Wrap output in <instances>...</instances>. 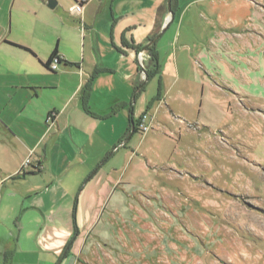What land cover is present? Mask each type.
<instances>
[{"label": "crops", "instance_id": "crops-1", "mask_svg": "<svg viewBox=\"0 0 264 264\" xmlns=\"http://www.w3.org/2000/svg\"><path fill=\"white\" fill-rule=\"evenodd\" d=\"M49 1L0 0V264H131L135 211L149 229L127 177L143 161L132 119L154 123L165 100L183 127L209 126L213 76L226 82L230 47L264 13L254 0H172L173 18L168 0H87L82 14ZM159 35L150 101L138 56L146 67Z\"/></svg>", "mask_w": 264, "mask_h": 264}, {"label": "rangeland", "instance_id": "rangeland-1", "mask_svg": "<svg viewBox=\"0 0 264 264\" xmlns=\"http://www.w3.org/2000/svg\"><path fill=\"white\" fill-rule=\"evenodd\" d=\"M245 25L230 47L236 66L208 89L209 126L183 127L163 105L157 134L131 138L143 142L142 165L127 175L131 199L149 224L135 211L131 264H264V17ZM159 89L156 76L144 94L152 101Z\"/></svg>", "mask_w": 264, "mask_h": 264}, {"label": "built area", "instance_id": "built-area-1", "mask_svg": "<svg viewBox=\"0 0 264 264\" xmlns=\"http://www.w3.org/2000/svg\"><path fill=\"white\" fill-rule=\"evenodd\" d=\"M87 2V0H79L71 9V13L73 14H82L83 13V10L85 8V3ZM144 56L145 54L142 53V54H139L138 56V60H139V63H140V66H141V69L142 71L145 70V60H144ZM60 64V59L59 58H56L52 61L51 65H50V68L51 70H57L58 69V66ZM160 104L161 105H165V100H162L160 101ZM53 117L49 118V121L52 120ZM137 127H138V130L139 132L142 134V135H146L148 134L149 132H151L154 128V125H153V117L149 114V113H144L141 117H139L138 121H137ZM30 164V161L27 160L24 165H23V169L25 167H28Z\"/></svg>", "mask_w": 264, "mask_h": 264}, {"label": "trees", "instance_id": "trees-1", "mask_svg": "<svg viewBox=\"0 0 264 264\" xmlns=\"http://www.w3.org/2000/svg\"><path fill=\"white\" fill-rule=\"evenodd\" d=\"M155 38L153 37V39L150 40V42H152ZM155 47H156V43H154L153 45L151 46H147V51H148V54L150 56V60H149V63L148 65L145 67V71L148 75V80L156 77V76H159V62H158V57H157V54L155 52ZM56 58H59L58 57V53L57 51H55L51 57V60L48 64V67H50L51 65V62L56 59ZM145 87L142 88V90L144 89ZM132 122L135 124V132H137L138 130V127H137V122H135L133 119H132Z\"/></svg>", "mask_w": 264, "mask_h": 264}, {"label": "water", "instance_id": "water-1", "mask_svg": "<svg viewBox=\"0 0 264 264\" xmlns=\"http://www.w3.org/2000/svg\"><path fill=\"white\" fill-rule=\"evenodd\" d=\"M56 5H57V2H56L55 0H50V1H49L48 6H49L51 9H54V8L56 7ZM168 11H169V14L171 15V17L173 18V17H174V13H173V11H172V0H168ZM172 18H171V19H172ZM165 27H166V26H165ZM160 36H161V35L157 36L152 42L149 43L148 46L153 45V44H154V43L160 38ZM145 50H147V48H146ZM143 73H144V76H145L144 83H143V86H144L149 80H148V75H147V73H146L145 70H143ZM134 133H135V124L133 123V124H132L131 136H133ZM131 136H130V137H131ZM129 139H130V138H129ZM129 139H128V140H129ZM128 140H127V141H128ZM124 144H125V142L122 143L121 146H123Z\"/></svg>", "mask_w": 264, "mask_h": 264}]
</instances>
